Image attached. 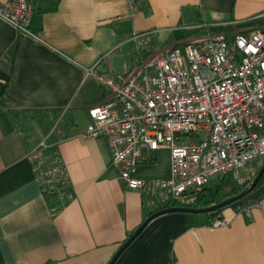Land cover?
I'll return each instance as SVG.
<instances>
[{"label":"crops","instance_id":"0c3cea01","mask_svg":"<svg viewBox=\"0 0 264 264\" xmlns=\"http://www.w3.org/2000/svg\"><path fill=\"white\" fill-rule=\"evenodd\" d=\"M28 1L34 36L0 17V93L27 116L21 125L0 108V264H106L148 210L112 163L106 137L79 135L89 106L107 93L87 70L123 75L138 57L133 32L149 34L153 50L194 32H247L264 25V0H147L142 8L58 0L53 10L43 8L55 0ZM42 140L54 144L73 192L55 211L26 156ZM169 168L167 145L142 147L134 175L166 177ZM216 217L227 223L196 212L155 216L113 264H264V183Z\"/></svg>","mask_w":264,"mask_h":264},{"label":"built area","instance_id":"2783aa9c","mask_svg":"<svg viewBox=\"0 0 264 264\" xmlns=\"http://www.w3.org/2000/svg\"><path fill=\"white\" fill-rule=\"evenodd\" d=\"M32 11L28 0L0 1V17L31 35ZM127 40L138 57L123 75L87 70L107 93L89 106L90 120L79 135L106 137L112 163L148 210L183 199L217 177L248 184L264 161V25L231 37L222 31L192 35L154 50L146 32H133ZM162 144L169 149V175L135 176L140 149ZM45 145L40 141L26 156L41 190L51 191L67 177L58 152L44 156ZM225 223L221 217L210 222Z\"/></svg>","mask_w":264,"mask_h":264},{"label":"trees","instance_id":"16d2710c","mask_svg":"<svg viewBox=\"0 0 264 264\" xmlns=\"http://www.w3.org/2000/svg\"><path fill=\"white\" fill-rule=\"evenodd\" d=\"M57 1L55 0L52 2L51 5H49L46 8H43V10H53L56 8ZM133 3L136 5L137 8H142L146 5L147 0H133ZM228 28V27H226ZM202 32V31H201ZM195 34H198V32H194ZM203 33H205L203 31ZM0 108L7 109L10 114L15 118L17 122H19L21 125H25L27 120L26 117H24V114L22 113V110L14 109L12 108L11 104L9 103L8 99L3 95V93H0ZM44 143L46 144L44 147H42V151L45 157L49 158L54 151L57 152L55 146L53 143H51L49 140H44ZM258 171V170H257ZM264 183V173L258 180L255 187L251 190L254 191L257 188H259ZM245 185H238L233 181L229 176H222L217 177L208 184L199 187L195 189V197L190 201H185L182 198L171 200L167 202L163 206L168 205H189V206H206L218 201L223 200L224 198H227L233 194H236L241 189H243ZM58 191H63L64 193L70 192L73 195V192L71 188L67 185V181L61 186V184H56V186L51 191H44L42 190V193L47 201V203L51 206L52 210L55 211L62 207L69 199L66 197H59ZM221 208L214 209L212 211L206 212L205 214L210 218V222L216 218V216L219 214ZM148 210V209H147ZM152 212V210H148V214Z\"/></svg>","mask_w":264,"mask_h":264},{"label":"water","instance_id":"95a60500","mask_svg":"<svg viewBox=\"0 0 264 264\" xmlns=\"http://www.w3.org/2000/svg\"><path fill=\"white\" fill-rule=\"evenodd\" d=\"M264 173V161L260 165L257 173L255 174L254 178L239 192L236 194H233L227 198H224L221 201L206 205V206H189V205H168V206H162L159 208H156L152 212H150L144 220L126 237V239L118 246V248L115 250V252L112 254L110 259L107 261L106 264H113L115 260L118 258V256L121 254V252L130 244V242L140 233V231L144 228V226L148 223L149 220L154 218L155 216H158L163 213L172 212V211H182V212H196V213H206L209 211H212L217 208H222L223 206L241 199L246 194L251 192V190L255 187L258 180ZM195 197V193L191 192L184 196L183 200L190 201Z\"/></svg>","mask_w":264,"mask_h":264},{"label":"rangeland","instance_id":"374dc122","mask_svg":"<svg viewBox=\"0 0 264 264\" xmlns=\"http://www.w3.org/2000/svg\"><path fill=\"white\" fill-rule=\"evenodd\" d=\"M57 121H58L57 119H54L52 123L56 125Z\"/></svg>","mask_w":264,"mask_h":264}]
</instances>
